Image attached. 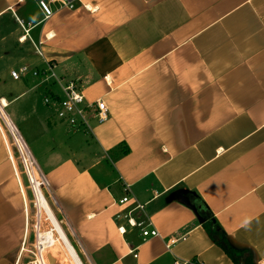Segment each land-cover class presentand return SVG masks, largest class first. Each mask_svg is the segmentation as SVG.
Returning a JSON list of instances; mask_svg holds the SVG:
<instances>
[{"label":"crops","instance_id":"crops-1","mask_svg":"<svg viewBox=\"0 0 264 264\" xmlns=\"http://www.w3.org/2000/svg\"><path fill=\"white\" fill-rule=\"evenodd\" d=\"M38 1L0 0V100L77 246L42 195L40 251L56 234L74 264H234L198 205L264 264V0H75L47 20ZM46 62L109 120L74 129L45 103L60 87L12 78ZM22 168L1 121L0 264L36 259Z\"/></svg>","mask_w":264,"mask_h":264},{"label":"built area","instance_id":"built-area-1","mask_svg":"<svg viewBox=\"0 0 264 264\" xmlns=\"http://www.w3.org/2000/svg\"><path fill=\"white\" fill-rule=\"evenodd\" d=\"M39 8L44 14V19H50L54 15L53 5H57L59 8H75V0H39L38 1ZM29 33V30L26 32ZM26 34V36H28ZM41 45V44H40ZM37 52L40 53V46L36 45ZM58 64L56 62H46V66L44 69L38 70H30L27 67L21 68L19 71L12 72V78L15 81H20L25 77H32L34 79L40 80V84H49L51 83L57 85L62 90V97L48 96L45 100V103L48 106H56L58 108L56 116L59 121L67 123L74 129L87 128L88 126V118L93 113L100 124H103L109 120V110L105 102L99 101L96 104H87L83 92L81 89L73 82H66L64 79H61L57 75ZM7 104H5L4 100H0V122L2 121L6 128L9 130L12 138L17 147V142L15 139V135L9 128L10 121L7 113H6ZM92 114V115H93ZM18 148V147H17ZM19 150V149H18ZM30 153V152H29ZM20 159L22 162V166L24 169V173L28 179L30 188L32 190V194L35 200V203L38 207V196L44 195L43 189L47 187L46 181L43 179V176L39 172L38 166L33 159L31 153V160L29 161V157L25 155L23 152L19 151ZM45 196V195H44ZM129 202L128 196L125 197L120 203L127 204ZM136 209H143L142 206H137ZM130 223L135 226V224L130 221ZM124 232V229H121ZM144 237H157L159 234L156 230L152 231H144ZM36 249V259L34 264H49L46 256H44V252L40 251L38 244L35 247ZM177 264H192V262H183Z\"/></svg>","mask_w":264,"mask_h":264},{"label":"rangeland","instance_id":"rangeland-1","mask_svg":"<svg viewBox=\"0 0 264 264\" xmlns=\"http://www.w3.org/2000/svg\"><path fill=\"white\" fill-rule=\"evenodd\" d=\"M43 106L46 107L44 100H42ZM52 109H54V113H57V111H55V108L51 107ZM12 109H8L6 110V112L10 115L11 119L13 120L14 124L16 126H18L19 129L22 130V126H21V122L19 120H16V118L13 116V113L11 112ZM24 132V131H22ZM16 151H17V155L19 154V150L16 147ZM20 157V154H19ZM22 170L24 171V169L22 168ZM28 181V180H27ZM43 193L47 199L46 204L47 206H49V208L51 207V209L53 210L56 218L58 219L59 223L61 224V226L63 227V229L65 230L70 242L72 243V245L74 246V248L76 249V244L73 241V236L70 233V230L68 228V226L64 223L63 218L61 217V215L59 214L57 208L54 207L52 200L49 196V194L47 193V189L46 187L43 189ZM43 195V196H44ZM44 200L45 198L42 197ZM31 231L33 234V238H34V249H35V245L38 243V232H45V231H50L52 229V224L50 222V220L46 217L45 214L43 213H39L38 212V208L37 205L35 203L34 197L33 195L31 196ZM47 206L45 207V209L47 208ZM50 211V210H49ZM54 239H56V243L54 244V246L50 247L46 252H44V256L48 257L49 255L53 256L59 264H74V262L72 261V259L69 257V255L66 253L65 249L63 248V245L58 241L57 235L54 234Z\"/></svg>","mask_w":264,"mask_h":264},{"label":"trees","instance_id":"trees-1","mask_svg":"<svg viewBox=\"0 0 264 264\" xmlns=\"http://www.w3.org/2000/svg\"><path fill=\"white\" fill-rule=\"evenodd\" d=\"M194 207L198 212H200L201 218L206 221L204 228L209 234L210 238L228 255L234 264H254V258L251 253L237 250L230 245L226 234L218 224L213 222V218L209 211H207L205 208H201L198 205ZM244 257H246V259H244Z\"/></svg>","mask_w":264,"mask_h":264},{"label":"water","instance_id":"water-1","mask_svg":"<svg viewBox=\"0 0 264 264\" xmlns=\"http://www.w3.org/2000/svg\"><path fill=\"white\" fill-rule=\"evenodd\" d=\"M49 264H59L58 261L51 255L47 257Z\"/></svg>","mask_w":264,"mask_h":264}]
</instances>
